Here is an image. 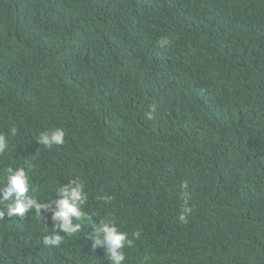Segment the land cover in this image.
Wrapping results in <instances>:
<instances>
[{
	"label": "trees",
	"instance_id": "16d2710c",
	"mask_svg": "<svg viewBox=\"0 0 264 264\" xmlns=\"http://www.w3.org/2000/svg\"><path fill=\"white\" fill-rule=\"evenodd\" d=\"M11 127L0 168L35 154L42 199L83 180L86 211L134 240L125 264H264V0H0ZM34 215L0 220V264H110L89 225L45 246L51 213Z\"/></svg>",
	"mask_w": 264,
	"mask_h": 264
},
{
	"label": "clouds",
	"instance_id": "9594fccd",
	"mask_svg": "<svg viewBox=\"0 0 264 264\" xmlns=\"http://www.w3.org/2000/svg\"><path fill=\"white\" fill-rule=\"evenodd\" d=\"M169 43L170 41L166 36L157 41L161 48H167ZM148 115L151 118V113ZM18 135L19 131L16 127H11L8 133L0 132V156L9 152L10 139ZM64 137L63 128L49 127L35 135L34 141L40 147L51 150L63 144ZM35 159L36 155L33 154L21 166L4 165L0 168V220L34 213L36 220L43 219L45 221L44 213H51V227L44 228L43 225L41 226L46 233L42 242L45 246L54 247H59L65 236L80 232L82 227L87 224L91 231L85 237L92 241L93 249L103 248L110 264H125L124 249L132 248L134 240L128 238V233L121 230L114 218L101 220L97 223L93 219L96 213L86 211L89 194L85 191V182L79 178L68 179L66 183L55 187L52 198L42 199L33 186L30 175ZM182 188L180 197L183 200V205L178 219L182 223H187L192 214V208L189 206L191 197L187 191V185H183ZM107 199L105 196L96 197L97 201L104 203H107ZM133 235L136 239L141 238L140 231H136ZM148 259L150 257H145V260Z\"/></svg>",
	"mask_w": 264,
	"mask_h": 264
}]
</instances>
